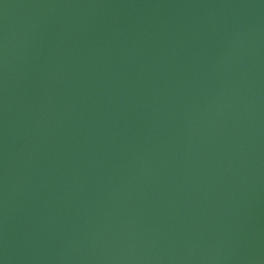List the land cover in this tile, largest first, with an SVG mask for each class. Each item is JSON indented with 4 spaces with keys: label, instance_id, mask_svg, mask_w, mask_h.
<instances>
[{
    "label": "water",
    "instance_id": "obj_1",
    "mask_svg": "<svg viewBox=\"0 0 264 264\" xmlns=\"http://www.w3.org/2000/svg\"><path fill=\"white\" fill-rule=\"evenodd\" d=\"M0 264H264V0H0Z\"/></svg>",
    "mask_w": 264,
    "mask_h": 264
}]
</instances>
